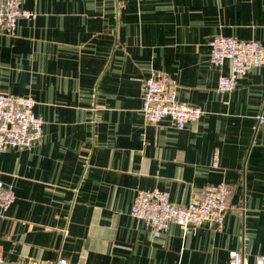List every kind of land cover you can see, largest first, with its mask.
Listing matches in <instances>:
<instances>
[{
  "label": "crops",
  "instance_id": "crops-1",
  "mask_svg": "<svg viewBox=\"0 0 264 264\" xmlns=\"http://www.w3.org/2000/svg\"><path fill=\"white\" fill-rule=\"evenodd\" d=\"M35 18L0 33V92L30 95L38 143L0 151L15 193L0 209L2 264H246L264 255V65L229 91L209 60L215 34L264 45V0H25ZM166 74L202 115L147 121L144 81ZM217 157L214 163V157ZM233 189L221 225L165 232L130 214L138 189L174 204Z\"/></svg>",
  "mask_w": 264,
  "mask_h": 264
},
{
  "label": "built area",
  "instance_id": "built-area-1",
  "mask_svg": "<svg viewBox=\"0 0 264 264\" xmlns=\"http://www.w3.org/2000/svg\"><path fill=\"white\" fill-rule=\"evenodd\" d=\"M24 1L0 0V33L13 34L19 18L36 17L35 10L23 6ZM209 45L212 65L221 69L226 60L230 61V73L218 76L219 91L232 90L239 76L253 67L264 65V45L258 40L215 34L210 38ZM34 105L35 100L30 95L0 92V151L8 148L23 150L40 141L43 118L34 112ZM141 111L151 122H159L167 116L178 129L203 113L200 106L177 98L176 85L166 74L153 73L144 81ZM258 123H264V102ZM216 160L215 156L214 163ZM232 192L226 181H219L205 185L200 197L192 198L186 204H174L166 189H138L130 214L145 222L154 232L167 231L171 223L177 224L183 232L203 222L221 225L229 212L238 209L237 205L229 202ZM14 200L13 188L0 179V209L9 208ZM229 256V264H246L236 250H231ZM56 264H66V261L59 259ZM254 264H264V255L257 256Z\"/></svg>",
  "mask_w": 264,
  "mask_h": 264
}]
</instances>
